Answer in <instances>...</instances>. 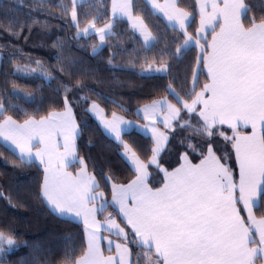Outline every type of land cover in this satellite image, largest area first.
I'll return each instance as SVG.
<instances>
[{"label": "snow or ice", "instance_id": "snow-or-ice-1", "mask_svg": "<svg viewBox=\"0 0 264 264\" xmlns=\"http://www.w3.org/2000/svg\"><path fill=\"white\" fill-rule=\"evenodd\" d=\"M29 10L60 21L55 33L32 16L0 21V30L17 40L27 32L25 42L34 26L55 35V64L0 46L13 75L40 76L49 89L37 97L13 81L4 90L0 147L36 170L34 198L76 228L62 237L60 264H264V0H39ZM163 22L172 36L157 51L153 29ZM124 33L143 44L117 64ZM66 44L93 57L106 50L109 68L161 74L167 83L153 92L163 94L138 105L135 120L109 111L130 109L86 90V70L76 78L84 57L66 62ZM10 93L32 97L35 107L5 103ZM132 129L143 136L133 138ZM86 134L90 150L106 138L101 150H114L124 171L82 154ZM17 237L0 228V264L29 247Z\"/></svg>", "mask_w": 264, "mask_h": 264}, {"label": "trees", "instance_id": "trees-1", "mask_svg": "<svg viewBox=\"0 0 264 264\" xmlns=\"http://www.w3.org/2000/svg\"><path fill=\"white\" fill-rule=\"evenodd\" d=\"M38 2L39 0H0V21H5L10 18L24 20L32 16L41 21L47 20L52 32L55 33L56 25L61 23L60 21L41 15L39 12L30 13L29 7ZM164 23H160L158 28L153 29L160 36V43L156 45L157 51L164 47L165 35L168 37L172 36L170 28L165 32ZM118 30L123 33L122 27L118 28ZM59 35L63 36L64 33L61 32ZM24 36H27V32H25ZM24 36H21L17 40L0 30V46H6L9 43L15 44L25 54H30L33 59L42 60L46 66L55 64L54 55L56 53L50 48L52 40L55 39V35L50 37L45 30H42L39 26H34L27 42H25ZM124 37L126 43L121 54L116 57L117 64L127 63L131 59L127 53L131 52L134 47L139 48L143 44L138 35L136 43L127 40L126 33H124ZM80 43L90 45L93 43V40L91 37H82ZM151 46L152 44L149 47ZM117 47L119 49V46ZM151 54L149 53V55ZM77 57H84V62L78 65L80 71L76 73V78L84 77L86 70L87 78L84 79V83L87 86L86 90L91 89L95 92L102 93L104 96H110L116 99L119 103L130 109V111L124 113L111 104L108 105L109 111H117L127 119L135 120V115L133 114L135 108L140 104L147 103L150 98H158L162 95V89L153 92V88L159 83H167V78L161 79V74L159 73H140L138 68L136 71H133L130 68L107 67L105 64L108 58L106 50L102 49L99 55L93 57L89 56L83 50L77 49L74 44L71 47L66 44L63 50V58L65 61L67 62ZM2 60L3 56H0V61ZM20 62L23 63V59ZM12 72L10 63L7 65L0 63V96H3L5 89L11 90V82L13 81L21 88L33 92L37 97L42 94H48V81H43L42 77H26L20 73L13 75ZM181 72L182 65H177L173 69L174 75H179ZM89 94L92 99H95V95H92L91 92ZM4 99L5 103H7L8 99H11L13 103L18 100L20 106L29 112L35 107L32 97H27L22 94L14 96L10 93ZM130 134L133 138L143 136L134 130H131ZM228 134L230 135L231 133L229 132ZM93 135L98 134L94 131ZM128 138L129 136L126 135L125 139ZM88 139L89 137L86 134L81 140L82 154H88L90 151L91 155L97 160L98 165L102 162L103 158L113 165L115 171H124V167L120 163L119 157L115 155L114 150H101V144L107 143L106 138L100 137L97 139V147L91 150L86 146ZM0 152H3V157H0V192H3L4 196L11 197V203L0 198V228L6 226L14 228L18 233L17 238L27 241L29 245V247L21 246L14 254L10 255L9 264L19 261L22 257L28 258L30 256H34L39 260L40 264H45V261H48V264H60L63 249L62 237L69 232H75L76 228L50 215L40 205L39 200L34 198L33 193L36 190L35 180L38 178L36 170L19 167L18 161L5 151L3 147H0ZM164 159L168 160L169 156L165 155ZM14 164L17 166L14 167ZM261 211H264V209Z\"/></svg>", "mask_w": 264, "mask_h": 264}, {"label": "crops", "instance_id": "crops-1", "mask_svg": "<svg viewBox=\"0 0 264 264\" xmlns=\"http://www.w3.org/2000/svg\"><path fill=\"white\" fill-rule=\"evenodd\" d=\"M159 2L160 3H164L165 2V0H159ZM166 23V22H165ZM138 35V34H137ZM142 40V39H141ZM143 42V41H142ZM152 43L150 42V44H149V46L151 45ZM127 119V118H126ZM128 120H131V119H128ZM132 130H134V131H136V132H138V133H140L139 132V130H137V129H132ZM131 131V130H130ZM140 134H142L143 135V133H140Z\"/></svg>", "mask_w": 264, "mask_h": 264}]
</instances>
